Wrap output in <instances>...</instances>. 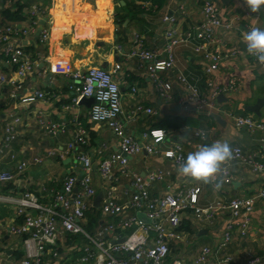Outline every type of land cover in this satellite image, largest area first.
<instances>
[{
    "label": "crops",
    "instance_id": "crops-1",
    "mask_svg": "<svg viewBox=\"0 0 264 264\" xmlns=\"http://www.w3.org/2000/svg\"><path fill=\"white\" fill-rule=\"evenodd\" d=\"M213 1L220 11L223 24L228 26L215 30L217 50L222 55L228 54V57L222 58L218 69L209 75L212 82L224 91L220 94L223 98L218 99L220 95L217 97L212 112L220 117L224 125L210 115L196 112V105L186 103L187 92L176 82V76L182 74L200 93H208L203 74L206 61L193 54L195 41L174 47L171 52L175 68L161 73V78L173 86L172 101L169 103L158 97L153 83L138 68V59L129 56L135 48L136 37L142 39L145 48L155 51L164 49L167 42L164 32L169 26L165 18L175 20L174 27L178 34L195 27L202 21L201 0H110V6L108 0L26 2L23 13H28L30 6L36 4L40 15L35 20L34 32L10 41L11 45L20 46L32 55L35 64L23 80L19 95L25 97L39 91L44 94V99L20 103L18 99L9 97V87L0 83V172L15 175L12 181L0 183V259L14 260L15 253L22 252L21 238L8 234L10 226L19 221L15 215L17 201L29 192L41 205L48 206L53 195L61 190L67 175L81 176L82 165L78 160L80 152L87 154L93 163L91 178L95 196L90 209H97L100 214L101 204L108 194L121 205H128L132 174L144 177L155 169L167 170L170 175L151 184V197L197 188L198 204L205 205L221 198L248 197L264 188V173L254 175L248 166L239 163L231 166L232 182H221L222 187L218 190L213 183H193L178 175L175 165L162 154L175 144H180L187 157L200 145L226 141L232 148L238 147L246 156L264 164V133L236 129L230 119V115H246L264 122V66L253 62L243 41L246 25L264 29V10L256 13L257 17L246 16L245 11L248 10L243 0ZM9 5L6 3L5 7ZM116 14L120 17L117 22ZM11 24L17 30L26 27L28 21L25 19ZM42 30L47 32L44 41L41 40ZM117 47L121 50L117 51ZM3 48L4 45H0V76L10 77L14 67L8 63ZM115 65L120 66L113 77L121 91L122 113L119 121L125 132L143 147L152 142L150 138H143V133L162 130L166 135L160 143L152 144L156 152L142 150L129 157L126 173L114 169L111 179L105 182L97 164L119 152L118 141L106 125L90 120L89 112L94 103L88 106L80 101L74 103L77 96L70 87L77 82L69 75L92 67L111 72ZM231 81L235 84L230 90ZM259 101L262 103L256 108L259 113L256 115L248 108L256 107ZM136 105L150 108L153 113H134ZM17 118L19 122L14 123L13 120ZM183 118L192 119L198 125L182 124ZM39 119L60 125V129L54 134L48 133L43 124L38 122ZM7 124L13 128V139L9 142L4 139ZM78 128L85 130L88 139L82 149L72 146ZM197 130L207 133L205 141L194 137ZM35 159L38 161L35 162ZM21 164H25V167L19 171ZM97 197L100 200L95 206ZM132 213L131 209L126 208L125 214ZM227 219L228 214L225 213L210 228L200 227L191 221L195 234H186L182 242L175 244L173 250L178 255H171L172 258L192 264L201 246L213 247L217 244ZM85 220L81 222V227ZM106 222L107 219H100L96 233ZM66 234H61L57 242V250L61 254V261L57 264H70L69 259L76 261L84 253L73 255V251L81 248L83 251L89 246L78 247L76 243H66ZM128 234L129 231L116 233L121 237ZM192 251L195 253L190 258L185 256ZM225 253L232 258L228 264H246L248 255L260 258L258 264H264V198L254 204L246 238L234 239Z\"/></svg>",
    "mask_w": 264,
    "mask_h": 264
},
{
    "label": "built area",
    "instance_id": "built-area-1",
    "mask_svg": "<svg viewBox=\"0 0 264 264\" xmlns=\"http://www.w3.org/2000/svg\"><path fill=\"white\" fill-rule=\"evenodd\" d=\"M10 1L20 2L21 0ZM201 2L202 21L195 27L178 34L174 27L175 20L165 18L169 26L164 32L167 41L164 49L155 51L145 48L142 39L136 37L135 48L132 49L129 56L138 59V68L153 83L158 97L163 102L169 103L172 101L173 86L172 83L161 78V73L175 68L171 52L174 47L195 41L196 44L192 47L193 54L206 61L203 74L206 77L205 86L208 93L206 95L200 93L198 88L182 74L176 76V82L187 92L186 103L192 102L196 105V112L210 115L215 109L217 97L224 91L212 82L209 75L218 69L222 58L228 57V54L222 55L217 50L215 30L219 27L228 28V26L223 24L220 11L213 0H201ZM25 15L28 21L26 27L16 30L13 24H8L0 28V45H4L3 49L8 57V63L14 67L10 77L0 76V83L9 87V97L18 99L23 104L44 99V94L39 91H35L30 96L20 97L19 95L23 80L32 71L35 64L32 55L20 46L11 45L10 41L20 35L26 36L28 33L34 32L35 20L40 15L38 6L31 5ZM245 15L257 17L256 14L249 11H245ZM253 27V25H246L245 31ZM46 37L47 32L42 30L41 40L44 41ZM116 50L120 51L121 49L117 47ZM249 57L254 63L260 65L255 58L250 55ZM119 69V65H115L111 72L92 67L84 72L68 74L71 79L77 82L75 86L70 87L77 96L74 103H78L83 98H93L94 104L89 112L90 120L106 125L118 141L119 152L113 153L97 164L100 176L105 182L111 179L114 169L126 173L129 157L139 154L142 150L147 153L156 152L152 144L160 143L166 135L162 130L143 133V138L152 139L151 144L143 147L125 132L119 121V116L122 113L121 91L113 77V74ZM231 84L230 90L234 88V81H231ZM132 92H135V89H132ZM140 112L153 113L150 108L136 105L134 113ZM230 119L236 129L264 133L263 121H257L246 115H230ZM13 122L18 123L19 119H14ZM38 122L43 124L48 133L54 134L60 129V125L40 119ZM5 133L6 142L13 139L11 124L6 125ZM194 137L202 142L206 140L207 133L197 130L194 132ZM86 138L85 130L78 128L72 146L84 144ZM233 149L234 160L220 178V182L224 184L232 182L231 166L234 163L248 166L254 175L264 173V164L253 157L246 156L238 147ZM162 154L164 158L169 159L175 165L176 169L179 159L186 158L180 144H175L172 148L163 151ZM78 160L82 165L81 176L67 175L62 182L61 190L53 195L52 202L48 206L41 205L37 198L29 192L24 193L17 201L15 215L19 221L10 226L9 235L21 238L20 246L23 256L14 260L0 259V264H57L61 261L57 242L63 233L82 234L89 241V246L83 249L84 254L76 261L69 259L70 264H184L183 259H173L171 256L175 244L182 242L186 237L185 234L178 231L182 219L188 215L193 224L210 228L214 225L215 220L225 213L228 214V219L225 221L217 244L213 247L201 246L197 250L192 264H228L232 258L225 253L226 248L234 239L246 238L254 204L257 200L264 198V188L248 197L221 198L205 205L198 204L199 189L197 188L151 197L149 194L151 184L169 177L170 172L155 169L149 171L144 177L132 174L129 185L131 190L129 204L123 206L108 194L100 207L101 219H107V222L94 237H90L82 230L81 222L85 219V213L92 207V199L95 196L91 178L93 163L90 157L82 152L79 153ZM34 161L36 162L38 159ZM24 167L25 164H21L18 170L22 171ZM14 176L10 172H0V183L10 182ZM212 183L215 185L216 182ZM126 208L131 209L133 213L125 214ZM138 213L143 214L145 219L150 222L144 223L138 219ZM117 231H129V234L126 237H121L116 235ZM152 233L154 236H151ZM249 256L246 264H258L261 261L260 258Z\"/></svg>",
    "mask_w": 264,
    "mask_h": 264
},
{
    "label": "clouds",
    "instance_id": "clouds-1",
    "mask_svg": "<svg viewBox=\"0 0 264 264\" xmlns=\"http://www.w3.org/2000/svg\"><path fill=\"white\" fill-rule=\"evenodd\" d=\"M247 10L256 14L264 10V0H243ZM247 54L264 65V29L253 27L243 34ZM206 135V134H205ZM234 160V149L226 141H215L200 145L189 152L186 158L181 157L177 173L181 177L198 184L215 183L217 190L222 187L220 178Z\"/></svg>",
    "mask_w": 264,
    "mask_h": 264
},
{
    "label": "trees",
    "instance_id": "trees-1",
    "mask_svg": "<svg viewBox=\"0 0 264 264\" xmlns=\"http://www.w3.org/2000/svg\"><path fill=\"white\" fill-rule=\"evenodd\" d=\"M28 0H21L20 2H11L10 0H0V27L7 26L9 23H18L21 21H24L26 19L25 13L23 11L26 9L27 5L26 2ZM9 3V7H5V4ZM116 22L117 20H120V17L116 14L115 15ZM182 124L193 126V124L198 125V122L193 121L192 119H187L183 118ZM87 138L85 139L84 144H79L77 148L79 147L80 149L84 148ZM79 149V150H80ZM85 223L82 224V229L90 236L93 237L100 225V219H101V214L99 210L97 209H90L85 213ZM178 231L187 234V235H194L195 234V229L194 226L191 224V219H188V215L185 216L184 219H182L181 225L178 228ZM66 240L68 244L76 243L77 246H85L89 245V241L87 238H85L82 234H77V235H71V234H66ZM82 248L77 251H73V255H79L80 253L82 254ZM23 256L22 252H16L15 253V259H20Z\"/></svg>",
    "mask_w": 264,
    "mask_h": 264
},
{
    "label": "water",
    "instance_id": "water-1",
    "mask_svg": "<svg viewBox=\"0 0 264 264\" xmlns=\"http://www.w3.org/2000/svg\"><path fill=\"white\" fill-rule=\"evenodd\" d=\"M220 98H223V96L220 95V96L218 97V99H220ZM80 103H81V104H84V105H86V106H88V105L94 103V99H93V98H83V99L80 100ZM261 103H262V101H259L256 107H254V108L250 107V108H248V110H250V111L256 113V115H258L259 113H258V111H257L256 108H257ZM210 117H211L212 119H215L219 124L224 125V123H222V121H221V119H220V117H219L218 115L212 113V114H210ZM99 200H100L99 197H97L96 200H95V206L98 205ZM137 217H138V219H140V220L143 221L144 223H149V222H150V221H148L147 219H145V217H144L143 214L138 213V214H137ZM8 234H9V229H8ZM151 236H154V234L152 233Z\"/></svg>",
    "mask_w": 264,
    "mask_h": 264
},
{
    "label": "rangeland",
    "instance_id": "rangeland-1",
    "mask_svg": "<svg viewBox=\"0 0 264 264\" xmlns=\"http://www.w3.org/2000/svg\"><path fill=\"white\" fill-rule=\"evenodd\" d=\"M171 253H172V255H173V256H177V255H178V252L176 253V251H175V250H172V252H171ZM194 253H195V252H193V251H192L191 253L189 252V253H188V255H187V254H185V256H187V257H189V258H190V257H191V255H192V254H194Z\"/></svg>",
    "mask_w": 264,
    "mask_h": 264
},
{
    "label": "bare ground",
    "instance_id": "bare-ground-1",
    "mask_svg": "<svg viewBox=\"0 0 264 264\" xmlns=\"http://www.w3.org/2000/svg\"><path fill=\"white\" fill-rule=\"evenodd\" d=\"M110 0H108V2H109ZM109 6H110V2H109ZM61 70H63V69H61Z\"/></svg>",
    "mask_w": 264,
    "mask_h": 264
}]
</instances>
